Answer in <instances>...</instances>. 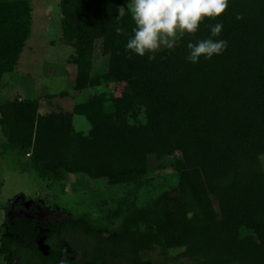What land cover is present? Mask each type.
<instances>
[{
  "label": "trees",
  "instance_id": "obj_1",
  "mask_svg": "<svg viewBox=\"0 0 264 264\" xmlns=\"http://www.w3.org/2000/svg\"><path fill=\"white\" fill-rule=\"evenodd\" d=\"M126 6L60 1L61 41L75 66L71 90H118L92 94L70 112L42 114L32 97L1 100L2 153L46 184L73 177L81 192L99 180L109 188H148L152 163L174 172L175 185L144 203L126 194L93 218L36 200L51 217L40 219L33 209L5 218L0 253L8 264H162L141 258L159 248L182 250L178 258L198 264H264V0H229L220 17L205 18L154 60L129 58L134 24L128 15L117 18ZM32 11L31 0H0V84L31 37ZM217 20L227 49L188 62L187 43L207 38ZM98 42L102 68L95 72ZM74 115L88 121L86 134L74 130ZM19 196L28 199L16 195L8 207H21L13 203Z\"/></svg>",
  "mask_w": 264,
  "mask_h": 264
},
{
  "label": "rangeland",
  "instance_id": "obj_2",
  "mask_svg": "<svg viewBox=\"0 0 264 264\" xmlns=\"http://www.w3.org/2000/svg\"><path fill=\"white\" fill-rule=\"evenodd\" d=\"M60 1L31 0L33 7L31 37L15 70L3 77L2 84H0V101L16 97H32L39 100V112L42 114L60 110L70 112L77 102L87 99L92 94L106 92L111 95L118 90L117 85L100 87L91 92L71 90L75 66L67 61L72 54V49L61 41ZM99 48L100 42L96 45L95 72L102 68ZM62 91H68V95L63 98L56 96L49 99L46 97L48 93L58 94ZM72 119L76 132L86 134L90 130V125L83 116L74 115ZM3 143L4 138L0 130V227L5 218L28 217L29 211L33 209L37 210L35 215L40 219L51 217L47 211L35 204L36 200L44 201L47 207L58 206L73 215L88 214L93 218L107 214L115 206L116 201L126 194L131 198L135 197L139 203L148 202L162 190L170 189L177 181L174 172L159 168L157 163H152L151 173L148 176L150 179L148 188L139 191L131 186L119 185L109 188L105 180H99L98 183H91L89 189L81 192L77 190L76 180L73 177H67L61 183L46 184L33 177L28 171H23V164L19 165L16 158L2 153ZM173 157L180 158L181 156L175 153ZM260 160L264 170V155L260 157ZM24 162L23 159L21 163ZM20 194L28 197L27 200H22L19 196L13 202L20 204L21 207H8L9 200ZM38 243L42 244V240L39 239ZM181 251L179 249L163 251L156 248L142 253L141 258L162 264H198L193 259L178 258L177 255ZM0 264H8L1 253Z\"/></svg>",
  "mask_w": 264,
  "mask_h": 264
},
{
  "label": "clouds",
  "instance_id": "obj_3",
  "mask_svg": "<svg viewBox=\"0 0 264 264\" xmlns=\"http://www.w3.org/2000/svg\"><path fill=\"white\" fill-rule=\"evenodd\" d=\"M228 6L229 0H127L126 7L117 9V18L128 15L134 24L125 50L129 58L147 55L149 60H154L157 50L175 49L179 37L196 33L205 18L217 19ZM236 18L241 19L239 15ZM208 28L207 38L187 43L188 62L210 60L227 49V40L220 38L223 23L217 20ZM115 31L122 33L124 29L117 27Z\"/></svg>",
  "mask_w": 264,
  "mask_h": 264
},
{
  "label": "water",
  "instance_id": "obj_4",
  "mask_svg": "<svg viewBox=\"0 0 264 264\" xmlns=\"http://www.w3.org/2000/svg\"><path fill=\"white\" fill-rule=\"evenodd\" d=\"M39 244H40V243H39ZM40 245H41V244H40ZM40 248L43 249V250L45 249V247H43V246H40Z\"/></svg>",
  "mask_w": 264,
  "mask_h": 264
}]
</instances>
